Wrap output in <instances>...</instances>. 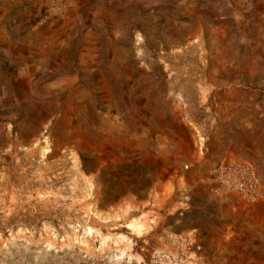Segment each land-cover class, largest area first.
<instances>
[{"label":"rangeland","instance_id":"obj_1","mask_svg":"<svg viewBox=\"0 0 264 264\" xmlns=\"http://www.w3.org/2000/svg\"><path fill=\"white\" fill-rule=\"evenodd\" d=\"M174 173L217 185L214 264H264V0H0V264H133Z\"/></svg>","mask_w":264,"mask_h":264},{"label":"crops","instance_id":"obj_2","mask_svg":"<svg viewBox=\"0 0 264 264\" xmlns=\"http://www.w3.org/2000/svg\"><path fill=\"white\" fill-rule=\"evenodd\" d=\"M208 146V148L205 147V156H203L202 160H200V162L192 163L191 166L187 168V170L193 172L199 169L200 166L203 167L205 164H207V156L214 153L210 143ZM225 152L226 149L224 150L223 148H221L218 152H216L218 153L216 156L226 154L227 152ZM175 176L176 177H173V179L171 180V184L174 186H178V184H181V186H183L185 194L183 193V199H180V195L178 194L180 193L179 191L165 195V203L170 205V208L173 206L178 208L177 210H174L173 212H170L166 215V218H168L167 222L166 224L160 225V233H158V236L162 238L169 233L195 234L198 242L202 245V254L205 263L214 264V251L221 247L222 241L219 236L221 232L219 228L214 226L213 221H210L207 218L213 216L212 212L213 208L216 206V204H218V196H214L212 194L211 197L204 199L203 197H201L200 192L196 193V190L198 191V187L202 186L205 188V191L214 193L212 192L211 186L215 185V187H217V185L213 183V181L207 179L201 182L199 180H196L197 187H192L195 184V179L187 178V176L180 177L179 174ZM154 190L156 191V189ZM220 191L221 197H237V194H235L234 192L222 190V188ZM157 199L158 206L164 203V196L162 198L161 196L157 197ZM180 202L185 203V205L180 206ZM224 203H227V201ZM155 242H159V240L156 239Z\"/></svg>","mask_w":264,"mask_h":264},{"label":"built area","instance_id":"obj_3","mask_svg":"<svg viewBox=\"0 0 264 264\" xmlns=\"http://www.w3.org/2000/svg\"><path fill=\"white\" fill-rule=\"evenodd\" d=\"M217 183L245 197L256 199L259 187L251 168L243 163L224 161L214 170ZM133 264H205L202 245L195 234L169 233L163 245L147 250Z\"/></svg>","mask_w":264,"mask_h":264},{"label":"bare ground","instance_id":"obj_4","mask_svg":"<svg viewBox=\"0 0 264 264\" xmlns=\"http://www.w3.org/2000/svg\"><path fill=\"white\" fill-rule=\"evenodd\" d=\"M129 228L133 230L135 233H140L143 230V225L138 224L136 222H132L129 224Z\"/></svg>","mask_w":264,"mask_h":264}]
</instances>
